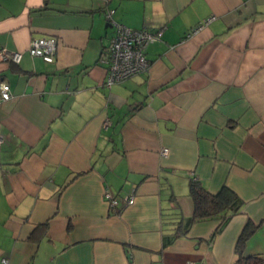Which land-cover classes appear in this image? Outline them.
<instances>
[{
    "label": "crops",
    "instance_id": "crops-1",
    "mask_svg": "<svg viewBox=\"0 0 264 264\" xmlns=\"http://www.w3.org/2000/svg\"><path fill=\"white\" fill-rule=\"evenodd\" d=\"M117 24L162 34L108 87ZM1 47L22 55L0 59V264H231L249 219L264 257V0H0ZM192 175L239 210L184 231Z\"/></svg>",
    "mask_w": 264,
    "mask_h": 264
},
{
    "label": "built area",
    "instance_id": "built-area-1",
    "mask_svg": "<svg viewBox=\"0 0 264 264\" xmlns=\"http://www.w3.org/2000/svg\"><path fill=\"white\" fill-rule=\"evenodd\" d=\"M214 16H209L199 23L193 30H197L207 24ZM162 31L149 30L147 28L134 29L117 24L116 31L110 39L109 44L103 51L100 61L106 64L104 84L110 87L112 84L122 81L131 75L146 72L150 62L145 55L146 46L159 40ZM57 40L55 37H35L30 40L27 51L32 56H39L46 62H52L55 57ZM21 51L0 48V59L13 63H18L21 59ZM11 97L10 86L7 82L0 83V99L7 100ZM1 141V139H0ZM168 149L161 150L162 155H166ZM192 174V173H191ZM192 177L195 178L194 175ZM103 197L109 208L115 207L119 202L117 196L108 189L103 190ZM124 204L129 205L134 201L131 193L122 199ZM6 263V259H3ZM186 264H201L196 261H188Z\"/></svg>",
    "mask_w": 264,
    "mask_h": 264
},
{
    "label": "trees",
    "instance_id": "trees-1",
    "mask_svg": "<svg viewBox=\"0 0 264 264\" xmlns=\"http://www.w3.org/2000/svg\"><path fill=\"white\" fill-rule=\"evenodd\" d=\"M188 193L192 200L193 212L189 221H186L184 231L187 229L188 224L195 220L215 215L228 217L236 213L242 204L241 199L228 186L223 185L217 191L210 192L201 185L197 177L190 178ZM257 225L250 219L245 222L235 243L236 259L231 264H259L264 261L262 256H243L245 243L253 234Z\"/></svg>",
    "mask_w": 264,
    "mask_h": 264
}]
</instances>
